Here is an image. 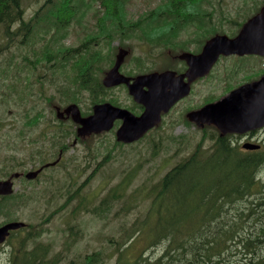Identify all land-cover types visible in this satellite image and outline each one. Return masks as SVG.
Instances as JSON below:
<instances>
[{
	"label": "rangeland",
	"instance_id": "1",
	"mask_svg": "<svg viewBox=\"0 0 264 264\" xmlns=\"http://www.w3.org/2000/svg\"><path fill=\"white\" fill-rule=\"evenodd\" d=\"M21 1L25 10L23 17L25 21L39 12L41 6L47 4V0ZM56 1L52 0L51 3ZM79 1V11H76L73 23L64 29H56L50 23L52 16L47 19L46 15H43L44 21L48 22L46 25L44 22L38 24L33 34L25 41L20 42L23 36L18 34L13 36L14 40L7 44L0 29V179H2L1 176H7L12 169L25 168L24 171H29L38 168L37 163L43 164L54 160L55 149L47 147H43V150L48 151L49 157L44 161L37 159L28 161L26 156L37 149V134L45 124H60L56 121L55 107L60 106L59 108L62 109L69 104H75L81 113L92 108V98L88 93L81 95L76 84L75 73L72 71L74 61L80 59V51L77 57L64 63L65 69L61 71L58 66L62 60L52 57L50 65L49 62L47 63L52 73L47 74L44 58L41 57L47 46L60 50L80 49L83 42H88V38L96 36L100 25L99 30H104V33L112 28L109 22L111 17L103 14V18L101 16L102 19L97 20L99 3L95 0ZM163 1L123 0V17H116V19L120 22V27L126 28L133 25L137 28L143 25L142 22L146 16L159 8ZM62 2L63 0H59L60 5ZM172 4L174 5L173 2ZM50 5L43 9V14L51 8ZM252 8L255 7H243L241 15L251 12ZM232 17L235 18V16ZM19 26L20 23H16L11 30L14 31ZM234 31L232 29L230 34ZM100 36L102 35L95 37L89 45L90 52L103 53V60L99 65L101 71L95 75L100 83L105 72L112 66L119 47L128 49L126 51L129 53L120 68L122 74L137 76L173 66L172 56L176 52L170 51L171 54H169L166 49H161L158 53L164 52L158 60L156 52L152 50L153 47L147 40L144 43L135 39L117 38L108 44L104 42L105 39H100ZM138 58L141 63H136ZM55 61L58 62V66ZM28 64L35 66L36 70L33 71ZM217 73L218 70H215L212 75L210 74L193 87L189 96L190 101L187 103L188 108L197 107L208 98L214 99L224 94L225 90H221V86L225 80L219 81L218 77H215ZM244 75L235 76L228 83L238 85L245 80ZM45 79L54 80L57 83L66 82L68 92L62 95L57 93L54 88L43 83ZM13 88L16 91L12 90ZM108 90L110 91L104 95L105 101L110 100L132 113L137 112L125 87ZM73 96H76V103L70 101ZM37 113L41 114L38 125L29 127L26 122ZM167 122L172 124L166 126ZM64 125L69 133L74 128L68 121ZM120 125L121 121L116 122L109 132L92 134L82 138L85 139L83 141L79 139L74 149L70 147V144L75 136L71 135L66 141L69 148L64 150L65 160L59 166L45 170L37 182L27 183L24 179L16 180L15 199L9 197L0 203V224L9 220L8 218H18L17 221L27 224L26 230L33 227L38 235L23 243L26 233L22 232L15 234V237L8 242L0 244V264H23L25 262V260L21 261L23 252L31 251L37 245L47 246L45 256H42L46 264H95L90 256L95 259L97 254H100L102 258L100 264H113L116 257L110 241H116L121 225L129 223L138 214H144L148 208L149 199L153 195L150 187L155 186L166 171L193 149L201 134L207 135L206 132L186 124L181 112L178 113V111L134 144L124 145L116 142L115 133ZM181 136L185 137L181 139L178 147L169 139ZM8 138L15 140L17 153L4 152V141ZM30 140L33 141V145H29ZM108 154L110 155L106 159L107 163L95 176L92 175V179L89 178L96 163L102 161ZM32 166L36 167L31 168ZM123 174V179L131 180L129 192L138 191L139 197L135 202H129L136 204V208L130 210L128 215H125L122 203L129 198V195H124L120 199L113 197L120 194L117 185ZM81 183L83 187L82 189L81 186L79 187L73 201L67 207H62L64 199L71 198L69 192L71 187H77ZM28 193H33L34 200L25 207H18V201ZM97 211L101 215H98ZM70 227H74L71 237L68 231ZM145 245L144 239L136 240L128 251H124L129 256L127 258L133 260ZM159 250L160 247H157L152 251L159 252ZM258 253L264 255V248L259 249Z\"/></svg>",
	"mask_w": 264,
	"mask_h": 264
},
{
	"label": "trees",
	"instance_id": "2",
	"mask_svg": "<svg viewBox=\"0 0 264 264\" xmlns=\"http://www.w3.org/2000/svg\"><path fill=\"white\" fill-rule=\"evenodd\" d=\"M51 1L47 0V4L41 6L39 12L25 21L23 19L25 10L21 0H0V29L2 37L7 41L6 44L14 40L13 36L18 34L23 36L20 42L25 41L33 34L38 24L44 22L46 25L48 22L44 21L43 15H46L47 19L52 16L50 23L56 29H64L71 25L76 11H79L80 1L63 0L61 5L59 0L54 3ZM95 1L99 3L97 20L102 19L103 14L111 17L109 22L112 28L104 33V30H99L100 25L96 36L88 38V42H83L80 49L60 50L47 46L41 56L44 58L47 74L52 73L49 66L52 57L62 60L60 66L55 61L61 71L65 69L64 63H67L69 59H74L76 52L80 51V59L74 61L72 71L75 73L76 84L81 95L88 93L92 98V104L104 101V95L108 91L95 77L96 73L101 71L99 65L103 60V53L90 52L89 45L95 37L102 35L100 39H105L104 42L108 44L117 38L147 40L149 45L156 50L168 49L175 37L174 31H169L167 23L160 21H144L143 25L137 28L133 25V27H120V22L116 17H123V0ZM49 4L51 8L43 14V9ZM178 14H185L183 5L174 0H164L159 8L147 16ZM16 23H20L19 28L11 30ZM158 31L162 33L155 36ZM48 62L49 65H47ZM139 62V58L136 59V63ZM31 67L33 71L36 70L35 66ZM43 83L54 88L61 95L69 90L64 81L57 83L54 80L45 79ZM70 101L76 103V96H73ZM90 113L91 109L82 112L81 115L88 116ZM40 119L41 114L37 113L36 116L29 118L26 124L29 127H36ZM56 121L60 124L47 123L41 129V131H47L49 148L55 149V153L57 148L62 150L67 148L66 140L71 135L77 138L76 126L72 121L57 118ZM66 121L72 128L74 127L70 133L65 128ZM215 132L210 131L207 135L201 134L193 149L166 171L155 186L150 187L153 195L149 199V205L144 214H138L129 223H123L116 241H110L116 257L113 264H264V255L258 253L259 249L264 248V224L259 227L254 226V219L264 218V214L255 212L256 207L251 203L252 198H250L252 191L255 190V179L260 172V166L259 164L253 166L252 163L245 161L244 159L249 158L235 152L228 143L217 142ZM184 137L169 139L178 147ZM77 139L79 141V138ZM206 139L210 142L209 147L205 143ZM109 155L96 163L89 178L92 179V175L95 176L103 168ZM251 158L255 159V157ZM123 177L124 174L117 185L120 194L113 197L120 199L124 195H129V198L122 203L123 211L125 215H128L130 210L136 208V204L129 202H135L139 197L137 196L138 191L129 192L131 180L123 179ZM83 183L77 187H71L69 190L71 198L64 199L62 207H67L73 201L80 186L82 189ZM12 198L15 199V196ZM34 198V196L21 198L18 201V207L27 206ZM96 213L101 215L99 211ZM12 220H18V218ZM26 228L27 226L11 233L8 240L22 232L26 233L23 243L38 235L33 227L30 230ZM73 228L68 229L69 237L73 234ZM140 238L146 241L145 247L133 260L127 258L129 256L124 251H128L131 245ZM157 247H160L159 252H153L152 250ZM46 250V245H37L31 251H24L21 261L25 260L23 264H46L42 257L45 256ZM90 259L95 264L102 262L100 254H97L95 259L90 256Z\"/></svg>",
	"mask_w": 264,
	"mask_h": 264
},
{
	"label": "flooded vegetation",
	"instance_id": "3",
	"mask_svg": "<svg viewBox=\"0 0 264 264\" xmlns=\"http://www.w3.org/2000/svg\"><path fill=\"white\" fill-rule=\"evenodd\" d=\"M174 1H176L177 3H181L183 5L185 12L184 15L178 14V15H169V16H146L144 21H150V22L160 21L161 23H167L169 31L171 30L174 31L175 37L172 41L173 43L170 45L168 49H166V51H168L169 54H171V52H176L172 56L173 66L166 67L154 72L162 73L169 71V72H173L176 78L183 76L182 81L184 84H188L189 91L187 94H184L183 97H181L178 101H176L174 105L166 113L161 112L160 114L161 120L152 130L158 128L161 124H163L166 118L171 116L175 111H178V113L181 112V115L186 124L194 126V127L191 126L192 128H195L196 130L202 132H206V134L210 131H216L215 137L217 138V142L228 143L231 149H234L235 152H237L238 154H243L245 157H248L249 159H244V160L252 163L251 165L256 166L259 164L260 172L256 176L255 179L256 183L254 185L255 190L252 191L251 194L252 196H250V198H252L251 203L256 207L254 208L255 212L264 214V212H262L264 211V176H263L264 105H259L254 107L253 113H255V118L253 125H251L250 128L248 127L249 129L246 128L238 132L231 131V132L221 133L220 130L214 124H209L208 122L203 121L199 126L188 119V114H190L191 112L198 111L201 108L205 107L206 105L216 103L224 99L225 97L229 96L234 91L239 90L241 87L254 85L255 83L261 81V79L264 78V50L259 53H244L242 55L220 54L207 74L192 79L191 81H189V78L185 75L188 70V66L186 62L179 58L184 53L191 54L193 56L200 55L206 42L216 36H224L227 37L228 39H234L240 33L243 25L246 24L254 16H256L260 12V10L264 7V0H182V2H180V0H174ZM246 6L255 7V8H252L251 12H246L244 15H241V13L243 12L242 8ZM232 16H235V18L233 19ZM232 29H234L235 31L230 34V31ZM225 31L227 32V34ZM161 33H162L161 31L160 32L158 31L156 32L155 36L160 35ZM141 42L145 43V41H141ZM152 50L156 52L157 58L159 60L164 51L162 53H158L160 50H156L154 48ZM75 55L77 57L78 53L76 52ZM139 63H141V60ZM215 70H218V73L215 77H218L219 81L222 80L226 81V82L224 81L223 85L221 86V90H225L224 94L214 99L208 98L204 100L202 104H199L197 107L195 106L194 108H188L187 103L188 101H190L189 96L191 95L190 93L192 92L193 87L198 82H202L204 79H206L210 74L212 75ZM147 74H140V75H147ZM241 74H245L243 77L245 79V80L243 79L244 81L240 82L238 85L228 83L235 76H240ZM123 75L129 78L135 77L128 74L126 75L124 73ZM142 88L145 92L148 91V87L142 86ZM163 88L164 91H168L170 89L169 86H165ZM12 90L16 91L14 88ZM131 99L133 105L137 108V112H133V113L131 112V113L134 114L135 116H141L145 111L144 106L142 104L136 103L133 100V98ZM105 102H109L116 107L122 108L110 100L109 101L104 100L100 103H93L92 107L94 105L102 104ZM65 108L61 109L59 107H55L54 108L55 117H56V112L58 110L62 112ZM62 120L72 121L70 117H64ZM116 122H120V121H116ZM116 122H114V124ZM171 124L172 122L165 123L166 126ZM76 129L77 127L75 128V135H76ZM149 132L150 131H148L147 133ZM9 135L10 133L8 134V137ZM16 138L17 137L15 136V140ZM15 140L12 141L11 139L8 138L6 141H4V146H3L4 152L10 151L12 153H17V149L15 148ZM67 140H69V138ZM77 141H78L77 138H74L72 140L70 144V147H72V149H74V146L77 144ZM207 141L209 140L206 139V142ZM29 145H33L32 140L29 141ZM244 145H251L253 147L246 148L244 147ZM207 146L208 147L210 146V142H207ZM43 147L49 148L48 135H47V131L40 130L36 138L37 149L34 152L28 154L26 156V159L28 161H32L33 159H37L39 161L46 160L49 157V154L47 150H43ZM67 148H69V146H67ZM64 150L58 149L56 153L54 152L53 153L54 160L51 162H45L43 164L37 163L36 166L39 165L38 168L29 171H24L25 168H23L22 170L12 169L7 176L5 177L1 176L2 179H0V182H4L10 179L11 176L15 173L20 174L18 178H11L14 192H15L14 184L16 180L24 179L27 183L34 181L37 182V179L43 174L45 170L48 169L47 167H44L46 164L53 163L59 159L57 164L55 166H52L53 168L59 166L65 160L66 154ZM251 157H255V159H252ZM36 166H32L31 168H34ZM38 170H40L39 173L33 179L26 178V174ZM10 196L12 195H8V196L0 195V200H6V198H9ZM28 196H32V193H28L24 197H28ZM6 222L8 221H4L3 223L0 224V226H2V224L4 225V223L6 224ZM261 224H264V218L254 219L255 227H259Z\"/></svg>",
	"mask_w": 264,
	"mask_h": 264
},
{
	"label": "water",
	"instance_id": "4",
	"mask_svg": "<svg viewBox=\"0 0 264 264\" xmlns=\"http://www.w3.org/2000/svg\"><path fill=\"white\" fill-rule=\"evenodd\" d=\"M264 50V7L260 12L243 25L240 33L234 39L224 36H216L208 40L200 55L193 56L184 53L179 58L188 66L185 74L189 81L201 77L209 72L220 54L259 53ZM128 51L120 48L115 57L113 67L109 69L102 80L105 88L125 85L128 94L133 100L142 104L145 108L141 116H135L126 109L115 107L110 103L97 104L92 107V113L83 117L77 105H68L62 112L57 111V118L70 117L78 125L76 135L80 138L108 132L112 129L116 120L121 125L116 130V141L131 144L138 141L143 135L155 127L161 119V112L166 113L176 101L187 94L188 84L182 81L183 76L175 77L173 72H153L147 75H139L134 78L120 74L119 68L127 56ZM142 86L148 87L144 91ZM169 86L168 91L163 87ZM262 103H261V102ZM264 105V78L254 85L241 87L224 99L206 105L198 111L188 114V119L197 125L203 121L214 124L221 133L242 131L253 125L255 113L254 107ZM248 128V129H249ZM252 148L251 145H244ZM59 160V159H58ZM58 160L46 164L44 167L54 166ZM40 170L26 174L27 179H33ZM15 173L11 178H18ZM11 178L0 182V195L8 196L13 192ZM26 224L21 221L9 222L0 227V244L4 243L11 231L24 228Z\"/></svg>",
	"mask_w": 264,
	"mask_h": 264
}]
</instances>
